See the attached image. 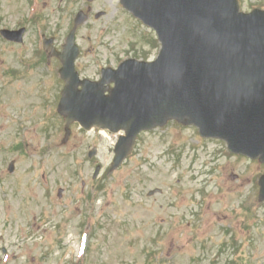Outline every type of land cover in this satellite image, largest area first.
Instances as JSON below:
<instances>
[{
  "label": "rangeland",
  "instance_id": "obj_1",
  "mask_svg": "<svg viewBox=\"0 0 264 264\" xmlns=\"http://www.w3.org/2000/svg\"><path fill=\"white\" fill-rule=\"evenodd\" d=\"M80 10H89L76 31L84 78L159 49L119 0H0V30L27 29L21 45L0 38V264H264V164L176 122L142 134L110 174L113 136L71 125L65 139L41 36L61 47Z\"/></svg>",
  "mask_w": 264,
  "mask_h": 264
},
{
  "label": "water",
  "instance_id": "obj_2",
  "mask_svg": "<svg viewBox=\"0 0 264 264\" xmlns=\"http://www.w3.org/2000/svg\"><path fill=\"white\" fill-rule=\"evenodd\" d=\"M182 1L123 0L125 7L135 15L142 16L146 22L151 20L156 25L160 35L171 34L170 32H161V29L165 30L169 23L172 26H177L178 34L181 36L178 35L177 38L168 37L172 45V54H169L164 62L154 69L153 74L147 73L148 76L166 75L167 81L173 83V88H176L179 83L178 94H173L175 98H179L175 112L182 113L188 109H193L199 98L198 93L203 89L210 90L213 94L212 100L215 99L216 101L207 110H202V107L198 108L202 110V119H211V124H215V126H219L217 120H220L221 124L233 122L234 133L239 138H243V136L251 138L258 134L264 135V104L249 105L243 102V100H247L241 97L247 94L248 90L238 88L237 75L229 62L219 54L210 41V36L197 26L199 20L203 21L208 18L209 13L206 11L205 4L202 0H193L189 3ZM177 10L178 12L171 17V14ZM183 14H186L183 20L185 25L181 27L176 25V17L179 19ZM72 42L73 35L68 40L70 48H73ZM202 60L215 62L214 66L204 67L200 63ZM144 72H140V75ZM111 79L114 80V78ZM115 79L118 87L111 98L103 97L104 89L101 86H96L88 89L82 98L83 100L77 99L75 103L71 104H68L67 101L61 103L60 113L66 117V123L78 121L86 130L93 126L111 131L124 129L128 134L129 141H132L134 135L145 128L148 123L137 112V108L141 106L130 100L135 95L126 92L125 82L122 79L118 77ZM217 79L228 84L227 87L233 94L221 88L217 84ZM84 85L86 87L91 84L85 82ZM68 90L65 93L66 98L70 96ZM165 90L168 88L165 87ZM147 93L149 94L146 90H140L137 95ZM173 98L163 102V104L169 105L170 102H173ZM255 111H257L258 120L253 123ZM151 124H154V121Z\"/></svg>",
  "mask_w": 264,
  "mask_h": 264
}]
</instances>
